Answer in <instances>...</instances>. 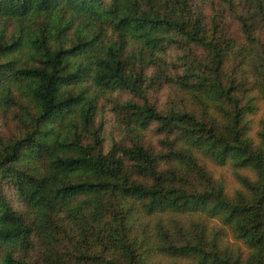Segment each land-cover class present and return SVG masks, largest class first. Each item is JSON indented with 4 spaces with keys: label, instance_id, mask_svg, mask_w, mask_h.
Here are the masks:
<instances>
[{
    "label": "trees",
    "instance_id": "trees-1",
    "mask_svg": "<svg viewBox=\"0 0 264 264\" xmlns=\"http://www.w3.org/2000/svg\"><path fill=\"white\" fill-rule=\"evenodd\" d=\"M219 3L209 16L198 0H0L16 23L0 37V107L15 91L32 107L20 136L0 138V264H264V113L251 135L264 0ZM171 47L184 73L170 80L195 108L150 98L148 69ZM113 91L158 149L107 147L96 117ZM210 163L232 169L233 194Z\"/></svg>",
    "mask_w": 264,
    "mask_h": 264
},
{
    "label": "rangeland",
    "instance_id": "rangeland-1",
    "mask_svg": "<svg viewBox=\"0 0 264 264\" xmlns=\"http://www.w3.org/2000/svg\"><path fill=\"white\" fill-rule=\"evenodd\" d=\"M198 3L201 8H203L204 12L209 16L213 14V8L220 4L219 0H198ZM223 24L224 29L227 32L233 35H238L239 27L233 18L228 17L224 19ZM15 28V22L0 18V37L11 35ZM35 28H37V26H35ZM259 36L264 43V30L259 33ZM237 40L240 41V38H237ZM104 41H109V39H105ZM163 55L167 56L166 63L161 64L158 69H155L154 67L148 69L149 79H151L150 85H152L149 89L152 102H155L161 108H166L173 101L178 106L183 104V102H186V104L193 107L189 102L185 100L183 101L184 97L177 85L170 80L172 77H177V74L184 73V67L180 64V61L177 62V58L180 55L179 49L171 47L167 52H163ZM15 96L17 103L10 106L6 111L3 110V107H0V138L5 140L20 136L24 132L26 128L25 126H27L28 114L32 111V107H27L30 105L26 103L24 100L25 98H22L19 91H15ZM128 98L129 94L126 92L113 91L108 93L105 98H101L98 102L100 109L96 117V123L104 124L106 130L105 135L107 137V147L112 144L113 140H122L127 142L139 141L145 145H150L158 149L161 146V140L163 137L155 132L154 124L151 128L144 132L133 133L124 122V116H118L112 109L115 102L122 103ZM262 113H264V109H262L259 115L255 117L253 130L251 132L252 136H255V132L257 130V120ZM208 168L214 178H221L225 181L227 192L230 195L233 194L234 190L238 187V183L235 180L232 169L229 166H217L211 163ZM5 191L7 193V197L10 200H13L16 207L20 208L19 202L17 199L15 200L14 189L7 186ZM214 222L216 221H213V223ZM229 240L234 241L231 235L229 236Z\"/></svg>",
    "mask_w": 264,
    "mask_h": 264
}]
</instances>
